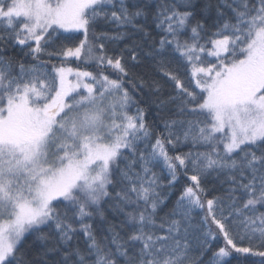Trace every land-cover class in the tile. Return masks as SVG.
<instances>
[{
  "label": "snow or ice",
  "instance_id": "obj_1",
  "mask_svg": "<svg viewBox=\"0 0 264 264\" xmlns=\"http://www.w3.org/2000/svg\"><path fill=\"white\" fill-rule=\"evenodd\" d=\"M0 264H264V0H0Z\"/></svg>",
  "mask_w": 264,
  "mask_h": 264
},
{
  "label": "trees",
  "instance_id": "obj_2",
  "mask_svg": "<svg viewBox=\"0 0 264 264\" xmlns=\"http://www.w3.org/2000/svg\"><path fill=\"white\" fill-rule=\"evenodd\" d=\"M112 48H123V43H118V44H115V45H112L111 46ZM75 66V65H73ZM89 70H92V69H89ZM138 71H148L150 72V69H139ZM165 88L170 91L171 90V85L170 84H165ZM187 150V149H185ZM183 183H187L186 179L182 176L181 177V184Z\"/></svg>",
  "mask_w": 264,
  "mask_h": 264
}]
</instances>
